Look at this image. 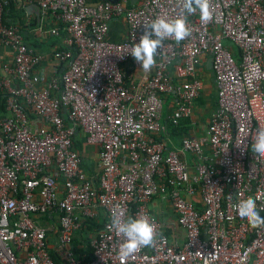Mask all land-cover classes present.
Segmentation results:
<instances>
[{"label": "built area", "instance_id": "obj_1", "mask_svg": "<svg viewBox=\"0 0 264 264\" xmlns=\"http://www.w3.org/2000/svg\"><path fill=\"white\" fill-rule=\"evenodd\" d=\"M13 1L35 4L63 39L36 51L0 0V45L12 52L0 68V264H264V228L234 208L248 197L264 206V159L251 151L264 127V0H211L213 20L187 16L190 36L166 38L148 72L132 46L157 17L181 16L182 0ZM113 21L125 28L118 40ZM208 58L216 105L202 123ZM48 59L63 68L42 82ZM166 120L186 123L178 142ZM75 140L97 147L95 173ZM164 202L167 220L154 211ZM114 213L148 216L154 246L122 256ZM101 216L92 258H77L75 234Z\"/></svg>", "mask_w": 264, "mask_h": 264}, {"label": "clouds", "instance_id": "obj_2", "mask_svg": "<svg viewBox=\"0 0 264 264\" xmlns=\"http://www.w3.org/2000/svg\"><path fill=\"white\" fill-rule=\"evenodd\" d=\"M182 5L181 16L175 19L157 17L146 25V30L139 42L133 44L130 53L135 61L142 65L145 72L156 65L155 57L166 38H174L179 42L190 36L191 29L188 27L187 16L195 14L198 10L203 23L213 20L214 9L211 7V0H182ZM251 151L255 156L264 159V127L256 130ZM234 208L239 217L247 220L252 228H264V217L260 215L264 212V206L258 207L257 198L240 199ZM112 228L117 235L123 237L120 253L124 257L136 253L143 247L154 246L156 242V228L148 216L125 219L114 213Z\"/></svg>", "mask_w": 264, "mask_h": 264}, {"label": "crops", "instance_id": "obj_3", "mask_svg": "<svg viewBox=\"0 0 264 264\" xmlns=\"http://www.w3.org/2000/svg\"><path fill=\"white\" fill-rule=\"evenodd\" d=\"M21 6L25 7V11L22 13L23 15H21L20 17V19L23 20L24 26L21 27V25L20 24L19 25L22 28L23 38L27 44L32 46L36 51L45 54L51 52L56 47L62 46L63 35L55 36L49 33L50 28L56 25L55 21L50 16L47 17L42 16L39 13L35 4H28V3L16 4L17 8ZM111 28H112V34L113 33L117 34V36L114 38L118 40L123 36L125 28L120 21H113L111 24ZM11 62H12V52L7 47L0 45V68L2 67L3 64L11 63ZM62 68L63 66L58 62H56L55 60L48 59L42 61L37 66L36 73L38 74L40 80L42 82H45L51 75L59 74L62 71ZM205 78H206L205 90L207 91V94L212 95L215 93L214 82L211 73L206 70H205ZM1 107L2 105L0 106V108ZM212 107L214 108V106ZM3 113H5V111ZM165 114L167 115L166 112H164V116ZM206 120L207 118L205 119V121ZM170 138L172 139L173 142H178L179 136L170 135ZM80 151L84 165L87 167V169L90 172L95 173L97 171V166L95 162L97 147L81 144ZM154 211L158 212V209L154 208ZM53 244L54 243L51 242V245Z\"/></svg>", "mask_w": 264, "mask_h": 264}, {"label": "trees", "instance_id": "obj_4", "mask_svg": "<svg viewBox=\"0 0 264 264\" xmlns=\"http://www.w3.org/2000/svg\"><path fill=\"white\" fill-rule=\"evenodd\" d=\"M25 11V7L21 6L19 8L16 7V2L13 0H6V3L4 5V22L7 24H16L21 25L23 27V20L20 19L22 13ZM19 25V26H20ZM20 27V28H21ZM22 29V28H21ZM206 70V69H205ZM203 96V95H202ZM200 96L197 99L198 103H203L204 96ZM213 96V106L216 105V93L212 94ZM0 116H2L4 113V105H3V97L0 94ZM166 132L167 134L171 136H179L182 133H186L188 130V127L186 126V123H183L180 126H174L171 124L170 121L166 120ZM75 145L81 149V143L79 141L75 140ZM104 218L102 216L97 220L92 219H86L83 221L80 230L75 234L73 238V250L75 252V255L79 259L83 260H89L92 258V248L90 245V239L91 235L95 233L97 230H99L103 226ZM91 234V235H90ZM51 253L53 254V251L51 250ZM54 259L56 260L57 257L54 256Z\"/></svg>", "mask_w": 264, "mask_h": 264}, {"label": "rangeland", "instance_id": "obj_5", "mask_svg": "<svg viewBox=\"0 0 264 264\" xmlns=\"http://www.w3.org/2000/svg\"><path fill=\"white\" fill-rule=\"evenodd\" d=\"M116 36H117L116 33L112 34V28H111L110 29V39L111 40H117L116 38H114ZM206 71L210 72V70H206ZM204 77H205V75H204ZM205 80H206V78H205ZM202 94L204 96L203 103L201 104V103H198L196 101L194 106H195V115L197 117H199L200 122L204 123L205 119L207 118V115L209 114L210 110L213 108L212 107L213 106V96L210 95V94H207V91L205 89L203 90ZM164 111H167V106L166 105L164 107ZM91 146H95V145H91ZM171 212H172V210L169 207V205L164 202V212H163V214H161L159 211L156 212V214L159 215L160 218L162 216L164 220H167V219H169L168 216L172 217V213ZM181 232H182V230L180 228L176 227L175 233H177V236H178L179 239H180L179 233H181ZM170 234L172 235L171 231H170Z\"/></svg>", "mask_w": 264, "mask_h": 264}, {"label": "water", "instance_id": "obj_6", "mask_svg": "<svg viewBox=\"0 0 264 264\" xmlns=\"http://www.w3.org/2000/svg\"><path fill=\"white\" fill-rule=\"evenodd\" d=\"M27 8H28V6H27ZM211 66H212V60H211V58H208L207 61H206L205 67H206L207 70H211Z\"/></svg>", "mask_w": 264, "mask_h": 264}]
</instances>
